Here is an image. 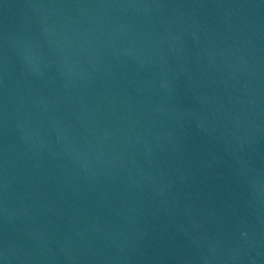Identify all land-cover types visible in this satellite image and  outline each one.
Segmentation results:
<instances>
[{"label":"water","instance_id":"water-1","mask_svg":"<svg viewBox=\"0 0 264 264\" xmlns=\"http://www.w3.org/2000/svg\"><path fill=\"white\" fill-rule=\"evenodd\" d=\"M0 264H264V0H0Z\"/></svg>","mask_w":264,"mask_h":264}]
</instances>
